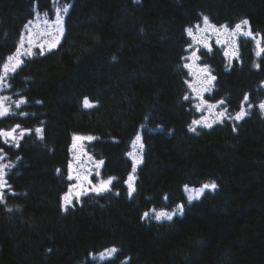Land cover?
I'll list each match as a JSON object with an SVG mask.
<instances>
[{"label": "trees", "instance_id": "16d2710c", "mask_svg": "<svg viewBox=\"0 0 264 264\" xmlns=\"http://www.w3.org/2000/svg\"><path fill=\"white\" fill-rule=\"evenodd\" d=\"M57 12L58 45L7 72L29 23ZM207 26L251 35L233 57L197 51L210 87L187 61ZM2 82L0 264H264V0H0ZM88 158L108 186L69 203Z\"/></svg>", "mask_w": 264, "mask_h": 264}, {"label": "rangeland", "instance_id": "374dc122", "mask_svg": "<svg viewBox=\"0 0 264 264\" xmlns=\"http://www.w3.org/2000/svg\"><path fill=\"white\" fill-rule=\"evenodd\" d=\"M65 15L62 12H57L54 19H49L46 15H37L36 18L29 23L26 29V34L23 36V40L19 51L11 59L9 66L6 71H14L17 69L25 58L33 56L35 53H45L53 48H55L61 41L65 32ZM193 36V53L188 56L187 61H189V67H192L195 76V85L209 86L211 85V79L207 78V72L203 70L198 65L197 51L201 48L211 49L212 45H217L218 47L225 50L229 57H233L236 53V47L238 41L241 37H249L250 33L243 29L242 27H237L234 29L230 28H213L211 26L198 27L195 31L190 33ZM191 57V58H190ZM191 61V63H190ZM8 87L5 82L0 83V112H6L11 108L12 100L7 93ZM203 106V107H202ZM201 113H203L202 120L205 123L214 122L220 120L224 116V112L219 109L218 106L212 105L204 107L201 104L199 107ZM242 114V113H241ZM240 114V116H241ZM21 131L15 129L13 131L7 132L6 139L15 140ZM85 137L77 136L75 138L73 148L76 153H83L85 151L86 141ZM90 158L82 162L78 160V164L75 165L71 172L72 187L68 193L66 200L69 203L79 201L80 198L86 194L90 193H101L106 190L108 182L98 181L92 178L90 171L92 169L97 170L95 164H91ZM79 166V167H78ZM8 166L4 161V157L0 156V197L4 194L9 186L6 181V175ZM201 194L200 191H189L190 198H197ZM176 212H164L158 215V217L172 218ZM157 214V213H156ZM155 214V216H156ZM157 219V218H156ZM114 251L111 250L103 255H100L102 260L109 258Z\"/></svg>", "mask_w": 264, "mask_h": 264}]
</instances>
